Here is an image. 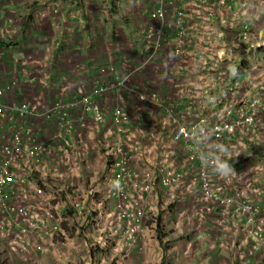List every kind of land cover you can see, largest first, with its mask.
Returning a JSON list of instances; mask_svg holds the SVG:
<instances>
[{
    "label": "built area",
    "instance_id": "1",
    "mask_svg": "<svg viewBox=\"0 0 264 264\" xmlns=\"http://www.w3.org/2000/svg\"><path fill=\"white\" fill-rule=\"evenodd\" d=\"M140 1L145 12L137 42L126 43L118 78H100L114 70L102 66L79 99L60 98L47 108L40 106L42 95L5 102L18 82L0 86V231L22 247L26 260L35 258L33 264L45 243L65 237L68 206L77 219L84 214L69 188L78 189L73 180L89 156L87 146L74 141L75 132L85 130L101 141L97 147L108 164L102 189H110L127 237L139 230L150 205L171 215L170 205L176 210L193 202L201 217L216 216L217 229H243L242 241L254 253L264 244L257 221L264 197L244 194L264 184L252 185L243 167L264 121V69L260 76L250 65L252 52L264 49V0ZM233 66L236 76L228 71ZM109 93L113 104L105 111L102 98ZM211 96L215 103L208 102ZM36 117L49 124L46 132L29 125ZM103 122L112 142L97 137ZM10 123V135L3 136ZM201 127L237 150L229 177L201 165L188 135Z\"/></svg>",
    "mask_w": 264,
    "mask_h": 264
},
{
    "label": "crops",
    "instance_id": "2",
    "mask_svg": "<svg viewBox=\"0 0 264 264\" xmlns=\"http://www.w3.org/2000/svg\"><path fill=\"white\" fill-rule=\"evenodd\" d=\"M125 2L124 0H0V86L12 80L18 82V89L10 93L5 102L17 105L23 99L34 101L42 95L40 106L47 108L60 98L77 100L80 91L88 90L92 78H98L99 68L105 65L113 64L115 71L107 74L108 77H99L104 78L107 83L108 80L113 81L118 78V74L125 70L126 43L131 39L136 41L135 33L145 12V8L140 4L141 1L136 0L135 6L141 13L138 18L130 19V15L122 10ZM136 20L139 22L137 25ZM260 29L264 40V27L261 26ZM5 30L7 33L3 34ZM260 56V60H264L263 53ZM43 82H47V89L43 87ZM43 92L47 94L46 97ZM110 97L111 93L106 98H102V107L105 111H109L113 104ZM11 125L12 123L9 124ZM29 125L35 130L42 129L45 132L49 127V124L45 125L40 117L32 118ZM11 129L12 126L8 128V132L3 133V136L10 135ZM99 131L98 138H106L108 142H112L114 135H109L111 132L109 122H103ZM81 133L91 132L89 130L75 132L74 141L76 138L81 139ZM96 153L100 154L101 149L97 148ZM88 174V186H90L92 173ZM84 177L87 176L84 174ZM77 188L70 189V192L81 204L82 196L88 199V196L95 192L91 189ZM107 190L99 189L103 192ZM82 206L85 210L87 205L82 204ZM173 209L175 210V206ZM65 212L68 220H72L63 224L64 231L78 233V222L80 220L84 222L83 218L74 217L69 206L63 214ZM86 212L88 211H84V214ZM179 213L176 211L173 216ZM212 217V219L208 218L212 224L207 228L217 229L216 216ZM70 223L72 229L69 231L67 228ZM84 226H92L91 218L85 221ZM85 236L86 234L81 237L75 235L66 241L58 239L54 242L56 246H53V243H45L43 254H40L34 264H73L82 259L79 252L84 249L81 241ZM115 238L117 240H113L119 244L118 237ZM60 241H72L73 251L65 245L59 247ZM97 255L103 256L104 253L97 251ZM88 257H91V252Z\"/></svg>",
    "mask_w": 264,
    "mask_h": 264
},
{
    "label": "rangeland",
    "instance_id": "3",
    "mask_svg": "<svg viewBox=\"0 0 264 264\" xmlns=\"http://www.w3.org/2000/svg\"><path fill=\"white\" fill-rule=\"evenodd\" d=\"M124 1L126 2L122 10L130 15V19L138 18L141 12L135 6L136 0ZM135 24H139L138 20ZM252 53L250 65L253 71L261 76L259 69H264V60H260V55L261 53L264 55V49ZM114 71L115 66L113 73ZM260 128L257 141L250 148L246 160L243 159L244 170L250 181L254 182L252 185L255 186L259 182L264 184V121ZM75 141L80 146H87L89 156L87 162L81 167L80 175L73 180L74 186L78 184L80 189H91L95 192L88 196V199L82 196V204L87 205L84 211L88 212L81 217L84 222L81 220L78 222V233L65 231V237L60 238L66 241L75 235L81 237L86 234L81 241L84 249L79 252L82 259L73 264H264V244L260 251L254 253L249 243L242 241L243 229L207 228L209 224H212L208 218L213 217L211 215L206 218L201 217L202 214L196 211L193 202L176 206V210L172 209L171 215L165 209L160 210L150 205L149 209L146 208L139 230L127 237V234H124L125 230L120 231L123 224L115 217L116 208L111 206L113 200L110 189L104 192L99 191L106 187L105 175L108 174V164L103 153H96L97 145L101 144V141L97 140L92 132L81 133V139L76 138ZM233 152L237 153V150ZM236 157L237 154L233 159ZM89 172L92 173L90 186H88ZM244 194L250 199L262 200L264 189H246ZM108 203H110L109 206ZM173 207L170 205V208ZM176 211L180 213L173 216ZM90 218L92 226L85 227V221ZM257 221L261 224L264 233V214ZM70 229H72V223L67 228L69 231ZM111 231L115 235L118 234L119 244L113 240L117 239L111 236ZM71 243L72 241H60L59 247L65 245L72 250ZM53 246H56V243H53ZM97 251H102L104 255L98 256ZM89 252L91 257H88ZM34 261L35 258L26 260L22 247L15 243L11 235L0 231V264H33Z\"/></svg>",
    "mask_w": 264,
    "mask_h": 264
},
{
    "label": "clouds",
    "instance_id": "4",
    "mask_svg": "<svg viewBox=\"0 0 264 264\" xmlns=\"http://www.w3.org/2000/svg\"><path fill=\"white\" fill-rule=\"evenodd\" d=\"M228 71L232 76H236L238 70L233 66ZM221 94H223V90H221ZM215 100L216 97L211 96L208 102L212 104L215 103ZM188 135L196 145L201 165L204 168L210 169L222 178H227L235 172L232 159L237 153H234L228 145L214 141L210 129L206 127L193 129Z\"/></svg>",
    "mask_w": 264,
    "mask_h": 264
}]
</instances>
